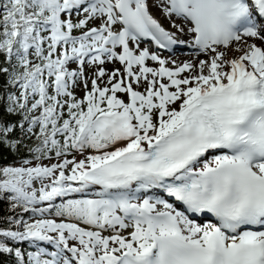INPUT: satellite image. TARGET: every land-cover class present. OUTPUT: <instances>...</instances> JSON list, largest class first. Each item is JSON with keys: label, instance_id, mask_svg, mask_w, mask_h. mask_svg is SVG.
<instances>
[{"label": "snow or ice", "instance_id": "obj_1", "mask_svg": "<svg viewBox=\"0 0 264 264\" xmlns=\"http://www.w3.org/2000/svg\"><path fill=\"white\" fill-rule=\"evenodd\" d=\"M0 7V257L264 264V0Z\"/></svg>", "mask_w": 264, "mask_h": 264}, {"label": "trees", "instance_id": "obj_2", "mask_svg": "<svg viewBox=\"0 0 264 264\" xmlns=\"http://www.w3.org/2000/svg\"><path fill=\"white\" fill-rule=\"evenodd\" d=\"M4 0H0V5H2ZM3 9L0 7V15H2ZM28 143H31L30 141ZM27 149H22L18 154H9L8 152L0 153V166L7 165H17L20 164L21 160L28 157ZM12 213L9 211V204L6 201H0V227H5L3 218L11 215ZM25 248L28 250H32L30 245L25 244ZM0 264H12V258L3 256L0 257Z\"/></svg>", "mask_w": 264, "mask_h": 264}, {"label": "bare ground", "instance_id": "obj_3", "mask_svg": "<svg viewBox=\"0 0 264 264\" xmlns=\"http://www.w3.org/2000/svg\"><path fill=\"white\" fill-rule=\"evenodd\" d=\"M156 11H157L158 16L162 19V22H163V23L166 25V27H168V29H169V28H170V24H169V22L163 18V16H162L161 13L159 12V10L156 9ZM177 22L179 23V21H177ZM167 25H168V26H167ZM173 30H174V29H173ZM164 56H165V55H164ZM190 56H191V53H188V54H185V55H174V56H172L171 58H176V59H178V61H183V60H187V59H189ZM165 57H166V58H169L170 56H165Z\"/></svg>", "mask_w": 264, "mask_h": 264}, {"label": "rangeland", "instance_id": "obj_4", "mask_svg": "<svg viewBox=\"0 0 264 264\" xmlns=\"http://www.w3.org/2000/svg\"><path fill=\"white\" fill-rule=\"evenodd\" d=\"M153 14H154L157 18H159V20L161 21V23H163V22H162V19L158 16L157 11H156L155 8H153ZM163 24H164V23H163ZM164 25H165V24H164ZM165 26H166V25H165ZM167 26H168V25H167ZM167 28H168V27H167ZM186 54H188V52H187ZM181 55H185V54H181ZM108 67L111 68L112 66L109 65ZM117 67H119V65H117ZM77 95H78L79 97H82V96H83V91L80 90V89H77ZM14 166H19V164L14 165Z\"/></svg>", "mask_w": 264, "mask_h": 264}]
</instances>
